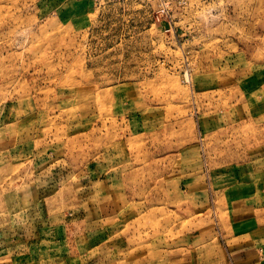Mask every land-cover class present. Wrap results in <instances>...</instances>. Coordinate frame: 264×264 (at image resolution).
Returning <instances> with one entry per match:
<instances>
[{"label": "rangeland", "instance_id": "obj_1", "mask_svg": "<svg viewBox=\"0 0 264 264\" xmlns=\"http://www.w3.org/2000/svg\"><path fill=\"white\" fill-rule=\"evenodd\" d=\"M0 264H264V0H0Z\"/></svg>", "mask_w": 264, "mask_h": 264}]
</instances>
